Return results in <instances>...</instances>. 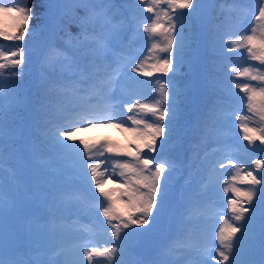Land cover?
<instances>
[{
  "label": "snow or ice",
  "instance_id": "6c2138e0",
  "mask_svg": "<svg viewBox=\"0 0 264 264\" xmlns=\"http://www.w3.org/2000/svg\"><path fill=\"white\" fill-rule=\"evenodd\" d=\"M65 2L40 0L38 6L15 9L0 4V13L15 11L18 19L16 31H0V37L23 43L32 34L33 18H48ZM137 5L152 14L142 26V34L151 42L148 51L155 55L149 65L143 60L136 63L133 42H124L128 29L141 33ZM72 6L80 29L77 46L91 57L83 66L75 61L68 64L75 70L72 79L58 81L50 76L69 60L60 50L50 48L38 57L35 78L28 84L22 79L26 50H0V61H8L0 62V264H99L96 258H105V264H264V171H258L264 161H254L256 175L246 173L244 189L235 186L236 175L220 185L218 168L225 164L210 163L204 191L219 186L224 194H233L225 195L227 210L215 213V223L202 192L193 193L190 181L177 187L190 139L206 142L214 137L213 142H227L226 122L221 119L223 65L218 59L227 54L223 51L227 46L200 14V0H72ZM254 22L250 32L231 41L234 48L227 52L244 48L250 60L264 65V0H259ZM109 54L116 57L115 67L104 64ZM130 65L134 66L129 71ZM146 68L171 72L167 82L157 78L158 98L152 93L145 96L142 77L153 76ZM4 69H10L7 77ZM232 72L264 84L259 68L256 74L249 68ZM223 76L230 79L227 73ZM9 81L14 86L5 93L3 84ZM231 83L246 95L248 111L258 117L257 127L239 125L248 142L245 150L254 151L256 141L264 145V103L259 108L255 103L257 94L264 101V87ZM147 99L152 102H141ZM129 121L131 126L125 127ZM94 122L112 124L135 139L123 148L108 140L92 144L79 140L75 133L80 125ZM33 137L47 159L31 146ZM9 161L14 166L6 169ZM228 162L243 166L240 161ZM113 176V183L123 180V184L106 189L104 184ZM9 188L15 195L7 194ZM117 191L119 196L113 194ZM73 207L102 216L99 229L110 246L101 249L92 241L70 238L68 218L61 213ZM41 208L49 213L47 235L56 241L51 246L55 259L40 254L25 258L22 250L21 218ZM197 229L201 238L194 240ZM153 251L160 259L148 258Z\"/></svg>",
  "mask_w": 264,
  "mask_h": 264
},
{
  "label": "trees",
  "instance_id": "16d2710c",
  "mask_svg": "<svg viewBox=\"0 0 264 264\" xmlns=\"http://www.w3.org/2000/svg\"><path fill=\"white\" fill-rule=\"evenodd\" d=\"M253 1L254 0H227V3L225 4V0H200V14L205 19L207 25L212 31H219L221 37L220 42L227 46L223 49V51L227 54L218 58L219 63L223 65L220 71L221 76L224 73H227L226 70H236L238 66H241L244 57L245 59L248 58L252 69L259 68L260 72L264 73V65L259 64L257 61L250 60L246 49L240 48L235 49L230 53L227 52V48H234V45L231 43L232 40H236L243 30V35L249 32L251 27L247 29V25L244 23V20L248 18L246 20L248 24L250 21L254 20V15L258 13L257 5L254 4ZM39 3L40 0H3V2L0 4H3L4 7H12L15 9L16 7L38 6ZM222 5H224V7H222ZM136 7V15L139 16V18H143L141 23L142 29L143 23L150 21L148 18L151 17V13H148L141 5H137ZM36 11H39L38 7L36 8ZM240 13L243 15L242 19H240ZM76 14L77 13L73 10L72 0H66L64 6L56 9L54 13L48 18H42L40 20L33 18V20L30 22L32 34L26 36V39L23 43L19 41L5 40L3 37H0V50L4 52H11L16 50L18 47H22L26 50L25 60L28 63L24 73L22 74V79L26 84L30 83L35 78L38 57L42 58L50 48L60 50L62 53L70 57L72 62L75 61L81 66L83 62H89L91 60L90 56H86V49L77 46L76 36L78 33H80V29L76 26ZM128 15L131 17L132 13H128ZM17 23L18 19L15 11L11 14L0 13V31L12 33L16 31ZM254 23L255 22L253 21V24ZM89 31H92V29H89ZM95 31L99 33L101 29L97 27ZM128 31H130L131 34L129 37L131 41L134 39V41L137 40L143 42L146 41L145 43L148 42V40L142 34V31L141 33H134L132 29H128ZM80 39H83L82 35L80 36ZM159 55L162 57L164 54L159 53ZM208 55L209 68L213 69L215 68V64L212 63L214 58L211 49H209ZM141 60H143L146 65L152 64L155 62V55L149 52L147 58L145 59L144 57H141ZM112 61L113 55L109 54V58L104 61V64L107 65ZM0 62L8 63L7 60H2ZM9 70L10 69L2 70L5 77L8 76ZM146 70L152 71L153 77L159 78L162 82H167V76H171V72L164 74L157 73L151 68H146ZM74 71V69H71L70 71L60 70L57 66L55 71L50 73V76L52 79L58 81L62 80L60 79V76H65L66 79H72ZM6 84L9 85L10 88L14 86V81H9ZM253 85L257 88L264 87V84H260L258 81H254ZM228 91L229 90H224L223 92V107H227L231 111L233 108L236 109V105H240L242 103V99L245 100V97L241 94L230 95L228 94ZM255 103L258 108L262 103H264L258 94ZM245 117L249 118L245 122H247L250 127H257L258 117L253 116L252 113L248 111V108L246 110ZM11 127H16V125H11ZM230 127L231 129L234 128L232 125H230ZM225 130H229V127L226 126ZM213 141L214 137H210L206 142H197L193 139L189 140L188 144L185 146V167L182 170V178L179 180V184L177 186L179 189V185H185L186 181H190L191 191L193 193L202 192L205 203L209 195H211V192L204 191L203 189V186L207 181V176L204 174V171L206 170L205 160L207 159L211 160V162H215L218 155L215 154L217 153L216 150L209 151L207 148L208 146L213 145L212 147H218L220 150L226 151V148L223 147V143H217ZM247 144L248 142L244 140L242 144L243 146L231 154L234 157L233 159L240 161L243 165L240 167L242 170L239 172L238 183L246 186L248 185L242 182L246 173L248 171H252L253 175H256L257 172L254 161H264V151H261V149L264 148V145H260V142L256 141L257 146H254L255 150L246 151L245 146ZM40 149L41 148H39L37 152L40 154L41 158L47 159V154L41 152ZM200 151H204L203 154H200ZM258 171H264V168H261ZM166 238L167 235L165 236V239Z\"/></svg>",
  "mask_w": 264,
  "mask_h": 264
},
{
  "label": "rangeland",
  "instance_id": "374dc122",
  "mask_svg": "<svg viewBox=\"0 0 264 264\" xmlns=\"http://www.w3.org/2000/svg\"><path fill=\"white\" fill-rule=\"evenodd\" d=\"M253 3L257 5V8L259 7V0H254ZM239 16L240 19L243 18V15L241 13L239 14ZM140 19L141 21L143 20V18ZM246 20H244V23L248 25ZM243 34H244V30L242 33H240V35ZM123 35L125 38L128 35V30ZM150 46H151V42L148 40L145 47V51H148V48ZM134 47H135L134 50H139V51L142 50V46L140 43H137ZM117 50H119V48H117L116 51ZM131 55L135 57L139 56V54L136 53L135 51H132ZM141 56L144 55L141 54ZM244 68H249L250 70L253 71V74H255V69H252L248 58L245 59V57L243 58L242 65L238 66L235 71L237 72L243 71ZM226 72L228 73L227 77L230 76V79L224 78L223 75L221 76L222 86L224 90L231 89L232 91H228V94L230 95L241 94L246 98V95L243 92H241L239 89H235V86L234 84L231 83V81H236L239 83H251L252 85L254 84V81H251L248 77H237L233 75L231 69L226 70ZM156 80L157 78L153 76L148 77L145 80L144 93L146 97L148 96L149 93H152L155 98L158 95V93L155 92V89L158 87ZM135 99L136 98H133V102L135 101ZM141 102L151 103L152 101L151 99H147V100H141ZM130 126H131V122L129 121L125 125V127H130ZM75 135L79 138V140L86 141L89 144L96 143L97 141L108 140L121 148H123L124 145H128L133 140V135L130 132L123 131L122 129L114 127L112 124H109L107 122H103V123L94 122L91 126L80 125V130L76 132ZM219 157H221L222 160H219L217 158L216 161L213 163H217V162L221 163L222 161L227 163L225 165V168L218 169V172H220L218 173L220 175L219 184L223 185V181L229 179V177L232 175H236L239 178V172H241V169L234 167L232 163H229L228 162L229 159L225 156V154L221 153L219 154ZM123 158L127 159V157H123ZM210 161L211 160H209V162L208 160H205V166H206L205 175L207 176V178H208L209 165L211 163ZM13 166L14 164H11V166H9L8 169ZM109 171H111V168H109ZM115 179H116L115 176H113L112 179H108L107 182L104 184V187L106 189H117L118 186L123 184V180H118L117 183H113V180ZM234 184L236 187L241 189L248 187L246 185L239 184L238 179L237 181L234 182ZM207 191L211 192V195H209L206 202L208 209L210 210V212L214 217L213 223H215V213L219 212L223 214V212L227 210V199L225 198V195H227L228 198H232L233 194L231 192L224 194L219 186L211 187ZM113 194L115 196L120 195L119 191L114 192ZM118 205L120 207H124V202L118 201ZM61 214L68 218L66 220V224H67V228L71 230L70 231L71 239H78V242L81 243L85 241H92V246H98L101 249L103 247L110 246L105 243V240L107 239L106 235H104L99 229V224H100V220H102V216L99 215L97 212L88 211L87 209L82 210L80 208L73 207V208H69L67 211H63ZM47 221L48 218L41 219L38 217H30L26 221L21 220L20 230L23 236L24 243H27L30 246L27 250L23 251L25 254V258H27L28 256L35 258L38 254L41 255V258H52V259L56 258L53 255L55 249L51 247L52 245L55 244L56 241L50 239L47 235L48 233V228L46 226ZM37 229H39V236H37L36 234ZM27 235H29L31 239L30 238L28 239ZM198 238L200 239L201 236ZM96 259L99 261V264H105V258H96ZM153 260H158V259H153Z\"/></svg>",
  "mask_w": 264,
  "mask_h": 264
}]
</instances>
